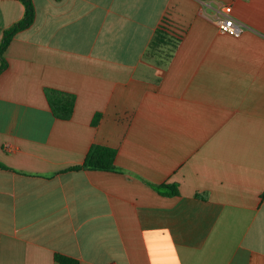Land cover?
I'll return each mask as SVG.
<instances>
[{
  "label": "crops",
  "instance_id": "1",
  "mask_svg": "<svg viewBox=\"0 0 264 264\" xmlns=\"http://www.w3.org/2000/svg\"><path fill=\"white\" fill-rule=\"evenodd\" d=\"M32 1L0 76V264H264V0ZM24 15L0 0V45ZM164 18L183 37L148 58ZM94 145L116 171H64Z\"/></svg>",
  "mask_w": 264,
  "mask_h": 264
},
{
  "label": "trees",
  "instance_id": "2",
  "mask_svg": "<svg viewBox=\"0 0 264 264\" xmlns=\"http://www.w3.org/2000/svg\"><path fill=\"white\" fill-rule=\"evenodd\" d=\"M18 1L22 2L24 5L25 15L20 22L4 32L3 40L0 45V76L8 67V61L5 57L8 46L19 32L30 28L34 24L36 18V10L32 0ZM183 34V30L174 26L169 18H164L160 27L156 30L147 57L149 58L163 47H169V53L167 55L171 57L172 53L179 46ZM45 95L50 109L56 118L60 120H69L72 118L76 104V97L74 94L47 88L45 89ZM116 156V150L106 146L94 145L89 150L83 164L70 167L64 171L94 170L113 172L117 169ZM0 168H5V166L0 164ZM169 188L172 190L173 195L178 194L176 186ZM55 261L58 264H80L78 259L63 254H56Z\"/></svg>",
  "mask_w": 264,
  "mask_h": 264
},
{
  "label": "built area",
  "instance_id": "3",
  "mask_svg": "<svg viewBox=\"0 0 264 264\" xmlns=\"http://www.w3.org/2000/svg\"><path fill=\"white\" fill-rule=\"evenodd\" d=\"M232 8L230 6L225 7L216 17L215 23L218 29L233 36H238L241 33V25L237 23L231 15Z\"/></svg>",
  "mask_w": 264,
  "mask_h": 264
}]
</instances>
